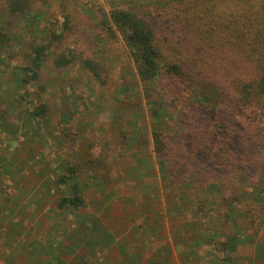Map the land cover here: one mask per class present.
I'll use <instances>...</instances> for the list:
<instances>
[{
  "label": "rangeland",
  "instance_id": "374dc122",
  "mask_svg": "<svg viewBox=\"0 0 264 264\" xmlns=\"http://www.w3.org/2000/svg\"><path fill=\"white\" fill-rule=\"evenodd\" d=\"M10 1L0 0V31L7 37L0 40V114L10 121L7 129L0 125V264L9 253L19 254L46 236L59 190L51 185L44 189L43 179L66 174L68 168L76 172L72 181L83 194L85 209L67 213L64 221L73 227L75 219L96 217L129 254L140 255L138 263L145 264L168 244L172 262L184 264L189 256L182 250L198 234L217 230L212 243L196 248L199 256L208 250L221 259L217 250L231 240L234 249L227 255L232 264H264V116L228 92L225 98L235 103L219 104L211 79V72L219 71L217 53L241 60L240 52L246 51L264 58V49L257 46L264 42V25L255 40L247 39L241 47L232 42L231 27L214 29V39L205 41L207 50L198 60L203 73L197 71L190 83L164 76L144 92L120 35L108 37L99 22L112 9L130 10L151 25L167 62L188 64L186 54L191 53L181 48L185 33L176 31V15L183 18L200 9L209 23L213 16L224 24L233 10L251 3L257 11L264 0H199L201 4L187 6L176 0H21L25 10L18 15L9 12ZM38 44L51 45L37 84L44 88H37V103L46 104L48 120L37 118L32 130L23 127L15 137L13 126L21 124L13 111L20 113L23 104L17 103L19 109L10 105L17 89L14 73ZM210 54L213 61L205 60ZM69 55L71 62L56 66ZM202 97L205 103H194ZM229 127L235 132L232 139L223 135ZM199 133L207 134L203 159H183L180 142L175 155L171 150L158 154L159 136L168 146L169 138ZM227 157L232 167L212 162H227ZM198 260L205 264L212 258Z\"/></svg>",
  "mask_w": 264,
  "mask_h": 264
},
{
  "label": "trees",
  "instance_id": "16d2710c",
  "mask_svg": "<svg viewBox=\"0 0 264 264\" xmlns=\"http://www.w3.org/2000/svg\"><path fill=\"white\" fill-rule=\"evenodd\" d=\"M192 1L194 2L193 4H201L199 0H190L189 2L187 0H176V5L187 6ZM207 1L213 3L212 1L214 0ZM255 9L251 3H246L239 9L230 12L227 16L229 22L227 21L224 24H221L213 16H210L212 18L210 24L208 18L204 17V12L201 11L199 13L200 9L194 10L190 15L185 14L183 18L176 15L174 17L176 19V31H184L185 33L184 39L181 42L183 47L181 46V48L185 52L191 53L186 54L189 57L186 59H189L190 63L182 62L180 65L166 61L163 49L158 47L156 43L151 25L136 13L126 9L115 8L110 11L108 19H102L99 22L108 37L110 36L115 39L117 34L120 35L132 64L133 75L138 83L143 84L145 92L147 88L154 86L164 76L175 77L181 83H185V81L190 83L196 77L193 75L197 71L203 73L198 67V60L205 54V50H207V48L203 47L207 45L205 41L210 42L214 39L212 37L215 32L214 29L231 27L233 29L232 36H234L232 42L240 47L245 45L247 39L255 40L260 35V29L264 25V5H260L257 11ZM8 10L14 15L22 14L25 10L24 2L21 0H11ZM261 16H263V19H259ZM2 39H7V37L6 34L0 31V40ZM50 46V44L31 46L26 54L24 65L18 66L19 70L14 73V81L17 83L16 95L9 98L11 101L9 103L11 106L15 105V107L19 102L23 104L20 113L16 109L13 111L21 124L19 127L13 126L15 137L23 127L25 131H29L37 125L38 121L40 122L42 119L48 120L46 117V104L44 102L37 103V101H41L40 92L37 91V88L40 91H44L43 86L37 84L39 83L40 73L44 66V60L50 56ZM257 46L260 49H264V42H258ZM240 53L242 54L239 55L243 56L241 60H239L238 55L231 57L227 53H217L216 59L218 63L215 66L218 67L219 71L211 72V79L212 81L215 80V83H213L217 94L215 100L219 104H234L235 102L225 98V92H228L239 103L255 106L264 116V58L261 60L252 57L246 51H241ZM259 53L261 52H258L256 56H259ZM69 58H60L56 66L62 67L68 64L73 58L72 55H69ZM204 59L213 61L214 55H206ZM246 59L250 60V63L244 65L247 61ZM251 63H254L253 65L258 70L253 68L252 76L249 73V70L253 67ZM86 66L95 72V68L89 65L88 62ZM184 67H189L194 72L186 71ZM260 67L261 70L259 69ZM95 75L97 76L98 74L96 73ZM186 76L188 78H184ZM204 76L207 78L206 75ZM218 78H222L226 82L220 81ZM169 86L172 87L171 84ZM220 100H223L224 103ZM207 101L209 102L208 99ZM205 102L206 98L203 97L194 100V103L197 104ZM217 109V107H212L214 112ZM154 115L157 114L154 112ZM0 116V125L7 129L10 121H4L3 118L5 116L2 114ZM26 128L29 130H26ZM228 130L229 132L226 131L223 135L227 136L229 134L232 135L231 139L234 138L235 132L231 131L230 127ZM196 135L197 137L189 136L192 139L185 134L176 136V138H169L167 141L168 146L164 144L163 139L159 136L157 139L160 148L158 154L161 151H176L180 142L181 150L178 151V154L186 161L188 159V161L197 162L204 158L201 147L207 142V138L205 137L207 134L199 133ZM209 135L214 134L209 133ZM170 139H174L173 143L169 142ZM235 141L233 139L232 143L234 144ZM223 144L226 146V141H223ZM248 145H253V142L249 141ZM172 154L175 155V152H172ZM229 161L230 158L227 157V162L220 159H214L212 162L215 165L218 162L222 167L229 168L231 166ZM225 163H228L229 166H226ZM54 175L50 173L49 176L43 179L45 181V183L43 182L44 189L47 188V185H51L59 190L54 195L55 214L49 218L54 221L52 226L48 228L45 237L42 239L35 238L30 243V246L23 248L19 254L9 253L7 257L5 254V264H142L137 262V260L140 262V255L129 254L122 240L117 239L114 233L107 231L96 217L85 215L83 219H75L73 227L64 221L63 217L67 213L78 214L82 209L84 210L85 201L81 190L72 181V176L76 175L74 170L68 168L66 174L60 172ZM215 237H217V230H207L205 233L198 234L192 243L188 245V248L182 250L186 253L184 256H189V260L184 261V264H198V259H202L204 262L210 255L212 261H206L205 264H232L231 259L227 255L229 251L234 249L231 240L229 242L225 241L222 248L217 250L222 255L221 259L216 257L212 251L210 254L207 250V256H199L198 251L196 252L197 247L209 245ZM65 239H67L68 243H65ZM212 246L216 247L214 243ZM213 249L215 250V248ZM100 257H103L102 260L104 261H100ZM173 257L174 252L167 244V247L156 250L154 255L149 257L145 264H174L172 262Z\"/></svg>",
  "mask_w": 264,
  "mask_h": 264
}]
</instances>
